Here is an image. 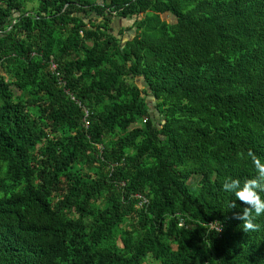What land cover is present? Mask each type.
Returning a JSON list of instances; mask_svg holds the SVG:
<instances>
[{
	"label": "trees",
	"instance_id": "obj_1",
	"mask_svg": "<svg viewBox=\"0 0 264 264\" xmlns=\"http://www.w3.org/2000/svg\"><path fill=\"white\" fill-rule=\"evenodd\" d=\"M249 149L264 0H0V264H264Z\"/></svg>",
	"mask_w": 264,
	"mask_h": 264
},
{
	"label": "clouds",
	"instance_id": "obj_2",
	"mask_svg": "<svg viewBox=\"0 0 264 264\" xmlns=\"http://www.w3.org/2000/svg\"><path fill=\"white\" fill-rule=\"evenodd\" d=\"M245 158L250 159L254 165L255 175L244 179L228 176L222 183V189L244 202L242 211L235 215L243 221V229L248 232L259 228L254 221L264 216V160L251 149ZM230 207H237L235 199Z\"/></svg>",
	"mask_w": 264,
	"mask_h": 264
},
{
	"label": "rangeland",
	"instance_id": "obj_3",
	"mask_svg": "<svg viewBox=\"0 0 264 264\" xmlns=\"http://www.w3.org/2000/svg\"><path fill=\"white\" fill-rule=\"evenodd\" d=\"M28 4H29V6H31L32 4H34V5H35V4H38V2H29ZM166 18H167L169 21H172V20H173L172 17L170 18V16H167ZM130 25H132V23L130 24V23H125V22H124V24H122V21H121V20H118V21H117V26H118V27H122V28L125 27V28H126V29L124 28V29H125V35H124L125 38L123 39V42L126 41V38H127L128 34H129V35L132 34V32H130V30H128V27H129ZM118 27H117V28H118ZM117 28H115V30H116V31H120V30L117 29ZM149 98H150V99H153V98H151V97H149Z\"/></svg>",
	"mask_w": 264,
	"mask_h": 264
},
{
	"label": "built area",
	"instance_id": "obj_4",
	"mask_svg": "<svg viewBox=\"0 0 264 264\" xmlns=\"http://www.w3.org/2000/svg\"><path fill=\"white\" fill-rule=\"evenodd\" d=\"M85 117H84V122H85V125L86 126H89V124H90V120H89V118H88V116H89V110L87 109V108H85Z\"/></svg>",
	"mask_w": 264,
	"mask_h": 264
},
{
	"label": "water",
	"instance_id": "obj_5",
	"mask_svg": "<svg viewBox=\"0 0 264 264\" xmlns=\"http://www.w3.org/2000/svg\"><path fill=\"white\" fill-rule=\"evenodd\" d=\"M133 31V30H132ZM151 98H154L153 95L150 96Z\"/></svg>",
	"mask_w": 264,
	"mask_h": 264
},
{
	"label": "crops",
	"instance_id": "obj_6",
	"mask_svg": "<svg viewBox=\"0 0 264 264\" xmlns=\"http://www.w3.org/2000/svg\"><path fill=\"white\" fill-rule=\"evenodd\" d=\"M124 23V22H123Z\"/></svg>",
	"mask_w": 264,
	"mask_h": 264
}]
</instances>
